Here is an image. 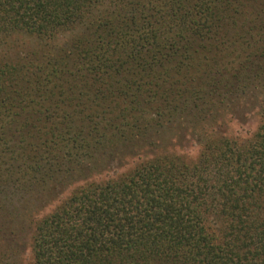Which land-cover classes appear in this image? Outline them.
I'll list each match as a JSON object with an SVG mask.
<instances>
[{
    "label": "trees",
    "instance_id": "16d2710c",
    "mask_svg": "<svg viewBox=\"0 0 264 264\" xmlns=\"http://www.w3.org/2000/svg\"><path fill=\"white\" fill-rule=\"evenodd\" d=\"M29 250L264 264V0H0V264Z\"/></svg>",
    "mask_w": 264,
    "mask_h": 264
},
{
    "label": "rangeland",
    "instance_id": "374dc122",
    "mask_svg": "<svg viewBox=\"0 0 264 264\" xmlns=\"http://www.w3.org/2000/svg\"><path fill=\"white\" fill-rule=\"evenodd\" d=\"M259 126H260V117L258 115V112L255 111V112H253V115L249 118V120L247 121L245 126H240L236 123L230 124V131L229 132H230V135L233 137L238 136L240 139H246L249 137L250 134H253L254 132H256V130L258 129ZM178 148L179 149L176 151L180 156H184V157H186L188 159H192V160H195L198 157L199 151L201 150L196 145L191 146L190 148L185 147V146H180ZM166 150L167 149H160L158 152L164 153ZM167 153H172V152L170 150H168ZM146 155H150V154L148 153ZM148 157L149 156H147L145 158H148ZM139 163H140V160L138 158H128L125 166L121 170H119L116 175H121V174H124V173L132 170L133 167ZM72 189H74V188H72ZM70 191H72V190H70ZM52 210H53L52 207L47 208L46 210H44V212L41 214V216L44 217L45 215L51 213ZM28 255H29V259L25 262V264L30 263V260H31L30 258H32V251L31 250L28 251ZM22 261L24 262V260H22Z\"/></svg>",
    "mask_w": 264,
    "mask_h": 264
}]
</instances>
